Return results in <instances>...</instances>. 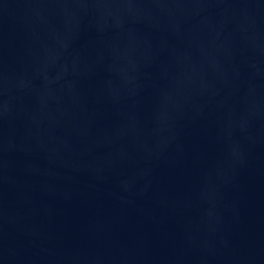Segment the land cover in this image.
<instances>
[{
  "label": "water",
  "instance_id": "1",
  "mask_svg": "<svg viewBox=\"0 0 264 264\" xmlns=\"http://www.w3.org/2000/svg\"><path fill=\"white\" fill-rule=\"evenodd\" d=\"M0 264H264V0H0Z\"/></svg>",
  "mask_w": 264,
  "mask_h": 264
}]
</instances>
